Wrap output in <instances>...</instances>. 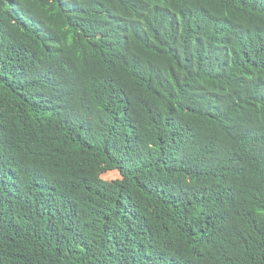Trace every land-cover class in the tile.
Segmentation results:
<instances>
[{
	"label": "trees",
	"instance_id": "obj_1",
	"mask_svg": "<svg viewBox=\"0 0 264 264\" xmlns=\"http://www.w3.org/2000/svg\"><path fill=\"white\" fill-rule=\"evenodd\" d=\"M0 264H264V0H0Z\"/></svg>",
	"mask_w": 264,
	"mask_h": 264
},
{
	"label": "rangeland",
	"instance_id": "obj_2",
	"mask_svg": "<svg viewBox=\"0 0 264 264\" xmlns=\"http://www.w3.org/2000/svg\"><path fill=\"white\" fill-rule=\"evenodd\" d=\"M120 176V174L118 173L116 176L114 175V176H112V177H107V178H105V179H113V178H117V177H119Z\"/></svg>",
	"mask_w": 264,
	"mask_h": 264
}]
</instances>
